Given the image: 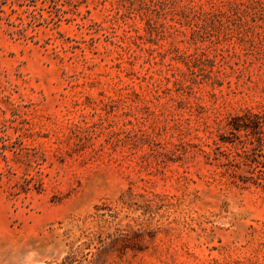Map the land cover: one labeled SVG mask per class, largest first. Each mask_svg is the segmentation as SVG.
I'll use <instances>...</instances> for the list:
<instances>
[{
	"label": "rangeland",
	"instance_id": "rangeland-1",
	"mask_svg": "<svg viewBox=\"0 0 264 264\" xmlns=\"http://www.w3.org/2000/svg\"><path fill=\"white\" fill-rule=\"evenodd\" d=\"M0 264H264V0H0Z\"/></svg>",
	"mask_w": 264,
	"mask_h": 264
}]
</instances>
